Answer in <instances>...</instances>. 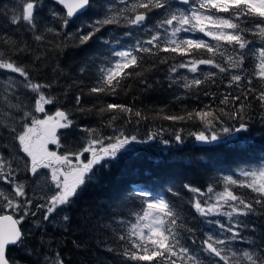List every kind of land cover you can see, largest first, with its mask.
<instances>
[{"label": "snow or ice", "instance_id": "snow-or-ice-1", "mask_svg": "<svg viewBox=\"0 0 264 264\" xmlns=\"http://www.w3.org/2000/svg\"><path fill=\"white\" fill-rule=\"evenodd\" d=\"M91 7L92 0H13L0 8L11 28L0 31V264H25L23 257L31 264H67L50 230L71 231L77 200L96 173L138 146L185 144L182 127L145 136L127 131L149 115L103 97L127 93L130 79L151 89L146 73L167 65L163 81L183 89L173 97L182 111L160 108L155 116L170 125L191 121L198 130L188 136L204 152L250 144V136L238 134L249 131L254 105L264 122V0H102L98 17L75 33L79 45L95 37L99 47L79 68L81 78L64 90L67 95L72 85H84L89 75L87 86L73 95V107L99 122L85 126L65 109L51 112L47 106L61 99L54 89L63 69L57 64L50 81L33 73L43 69L47 53L67 47L74 35L70 23ZM121 28L126 30L116 31ZM29 38L41 49L31 67L19 62L33 52ZM217 80L225 91H204L209 100L187 110L182 101L199 99L196 90ZM85 94L95 98L90 106ZM185 192L192 194L187 206ZM109 212L100 246L119 256V264H264V232L249 221L264 216V164L216 169L205 189L137 182L117 195ZM81 215L87 226L92 210Z\"/></svg>", "mask_w": 264, "mask_h": 264}, {"label": "trees", "instance_id": "trees-1", "mask_svg": "<svg viewBox=\"0 0 264 264\" xmlns=\"http://www.w3.org/2000/svg\"><path fill=\"white\" fill-rule=\"evenodd\" d=\"M102 0H92V7L78 18H73L69 25V31L74 35L67 41V47L60 53H47V59L44 62L43 69L39 72L34 71V75L41 80H51L56 73L52 69L58 64L63 69V75L59 77V85L54 89V94L61 99L55 106H47L51 112L56 107L65 109L73 114L77 123L85 126L95 127L100 117L93 113H80L75 111L72 99L81 87L87 86L91 77L85 75L83 77L84 85H72L67 95L64 90L68 85L72 84V80L80 79L79 68L85 61L88 54L96 50L99 45L94 37L86 45H79L76 40V30L91 22L98 17L100 9L98 5ZM13 0H0V8L10 6ZM113 26H109L104 34H107ZM126 29H116L123 32ZM0 31H9L11 28L6 25L4 19L0 17ZM87 31V28H85ZM98 36L101 33L97 34ZM29 42L33 48L31 56L19 58V62H26L31 67L32 58L40 52V48L34 41ZM161 55H165L161 53ZM167 65H158L154 70L146 73L150 82L154 84L151 89H145L144 85L139 83V78H133L127 81L130 90L127 93L121 92L118 96L103 97L105 103H121L134 105L138 109L145 110L149 115L148 121H142L137 128L129 125L127 131H135L140 136H145L149 131H157L160 127L164 128H183L186 137L183 146H173L166 148L160 143H154L151 146L140 147L136 153L120 159L119 163H114L111 168H104L96 173L93 181L85 188L73 211V223L69 233L52 232L50 234L60 245L64 259L67 264H119L120 257L114 253L104 250L100 244L106 238L105 224L110 215L109 206L115 200L118 194L123 192L130 185L137 182H151L156 185L164 184L181 187L184 183H191L193 186L205 189L209 183V178L216 169H222L224 172L235 170L237 167L252 166L257 167L264 164V122H261L260 109L255 106V113L249 121V131L238 135L250 136L252 142L245 148L240 149L232 146H221L212 151L204 152L203 145L196 144L194 140L188 136V133L198 130L197 126L191 121L182 124L170 125V122L164 121L155 116V111L164 108L165 112H180L181 102L175 101L173 97L182 92L181 88L169 89L166 82L163 81ZM160 80L161 85H156L155 81ZM199 99L195 95L191 98H185L182 103L187 106V110L202 107L209 97L204 95V91H215L217 96L225 91L224 85L217 80L216 85H202L196 90ZM94 97L84 95L86 105L91 104ZM99 107V105H97ZM105 131H110L105 129ZM164 138L171 139L170 133H165ZM250 162V164H248ZM217 190H220L218 187ZM238 193L247 190L236 189ZM191 193H184L182 203L187 206V199ZM172 199H176L172 197ZM92 210V219L85 226L82 211ZM193 215H195L193 213ZM250 223H255L260 232H264V216L250 217ZM192 227H197L198 219L189 220ZM31 227V225H25ZM79 245V247H77ZM14 255L22 253L14 252ZM25 264H31V257H23Z\"/></svg>", "mask_w": 264, "mask_h": 264}, {"label": "rangeland", "instance_id": "rangeland-1", "mask_svg": "<svg viewBox=\"0 0 264 264\" xmlns=\"http://www.w3.org/2000/svg\"><path fill=\"white\" fill-rule=\"evenodd\" d=\"M197 35H200V34H197ZM204 39H206V40H207L208 38H207V37H204ZM213 43H215V42H213ZM202 67H203V66H202ZM182 71H183V70H182ZM188 75H191V74H188Z\"/></svg>", "mask_w": 264, "mask_h": 264}, {"label": "water", "instance_id": "water-1", "mask_svg": "<svg viewBox=\"0 0 264 264\" xmlns=\"http://www.w3.org/2000/svg\"><path fill=\"white\" fill-rule=\"evenodd\" d=\"M79 15V14H78Z\"/></svg>", "mask_w": 264, "mask_h": 264}]
</instances>
